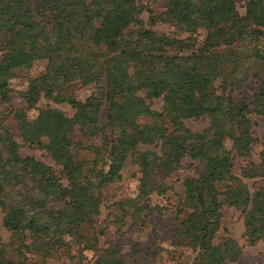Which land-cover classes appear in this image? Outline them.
<instances>
[{
  "label": "trees",
  "instance_id": "trees-1",
  "mask_svg": "<svg viewBox=\"0 0 264 264\" xmlns=\"http://www.w3.org/2000/svg\"><path fill=\"white\" fill-rule=\"evenodd\" d=\"M140 1L0 0V222L8 233L0 264H46L64 253L68 264H83L86 251L91 264H145L138 244L125 254L99 245L102 192L125 163L137 188L112 203L117 231L143 225L144 203L172 191L164 181L185 160L199 170L181 180L172 207L171 244L188 252L176 264L237 262L242 246L222 229L223 206L249 215L245 246L264 242V124L250 158L264 120V0H160L157 16ZM35 63L43 68L28 89L71 115L35 107L24 92L23 107H14L9 82ZM8 117L22 143L55 139L57 169L19 155ZM201 118L208 126L200 131L184 124ZM253 179L249 189L244 180Z\"/></svg>",
  "mask_w": 264,
  "mask_h": 264
},
{
  "label": "rangeland",
  "instance_id": "rangeland-1",
  "mask_svg": "<svg viewBox=\"0 0 264 264\" xmlns=\"http://www.w3.org/2000/svg\"><path fill=\"white\" fill-rule=\"evenodd\" d=\"M140 5L145 6L150 11V14L157 16L161 12V1L160 0H141ZM248 5L245 6L242 3L238 4L236 9L239 14H243ZM210 12H207L209 15ZM142 20L145 22L148 18L146 11H142ZM155 28L167 32V26L160 24L155 21ZM43 68L42 63H35L30 69L23 70L20 76L11 80L9 86L15 94L13 105L15 108L23 107V102L19 98L18 94L23 92L29 98L30 101L36 102L35 107L49 106L51 108L58 109L68 116L72 114V111L65 104H53L45 101L44 99H38L37 96L28 89L27 80L35 76ZM249 88L250 86L247 85ZM90 93L88 88L79 89L76 91L77 97L83 99ZM142 95V93H140ZM160 100H152L150 108L154 111H159L161 107ZM29 118L33 116V112H28ZM143 118L141 121H145ZM8 126L9 132L12 134L14 140L18 144V152L22 157L30 156L35 160L44 163L47 166L57 169L58 167L51 160V154L59 150V146L55 139L49 135H42L39 138L31 139L25 143H22L17 136L14 121L11 117L5 120ZM185 126L193 131H200L208 126L206 118L198 120H186L184 121ZM264 124V120L259 123L258 128L254 130L256 137V144L253 146L251 151V160L255 161L257 153L259 151V138H260V127ZM138 150H151L156 151L157 149L151 146H140ZM245 161L238 160L235 164V171L244 166ZM199 169L196 164L190 161L182 160L175 168L173 173L168 176L164 181L166 186L172 188V191L167 190L163 196L151 195L148 201L144 203L143 207L146 206L140 215L143 218V225L139 222L132 224L129 227V223H126L118 231V225L114 223V217L116 212L112 206V203L127 197L134 196L137 188V174L135 168L128 163L123 166L120 179L115 183L107 186L102 192V199L99 208V215L97 218V224L100 229H103V236L99 238V245L107 247L113 245L119 248L120 252L125 254L129 252L135 244H138L140 255L136 257L138 261L145 264H176L177 260L180 262L183 256H187L188 252L183 251L180 248H174L171 244L172 236L174 231V219H173V204L176 196L181 193V180L186 176H195ZM239 173V170H238ZM249 189L257 185V180H244ZM153 207H160L161 213H157L153 210ZM222 214V229L226 232L230 238L236 240L241 246V256L234 264H264V242H258L253 246H245L242 238L245 227L250 223L249 215L240 214L239 210L230 209L226 206L221 208ZM1 220V214H0ZM128 227V229H127ZM221 229V234L222 233ZM8 233L2 228L0 222V239L6 241ZM148 253L147 259L144 260L142 254ZM182 254V257L179 256ZM71 253H64L60 258L56 260H48L46 264H68L70 261ZM85 260L83 264H91L92 252L86 251L84 253ZM179 256V258H178ZM141 259V260H139Z\"/></svg>",
  "mask_w": 264,
  "mask_h": 264
}]
</instances>
